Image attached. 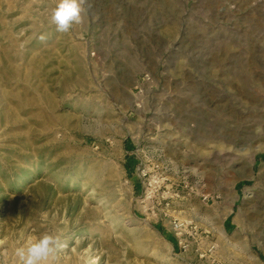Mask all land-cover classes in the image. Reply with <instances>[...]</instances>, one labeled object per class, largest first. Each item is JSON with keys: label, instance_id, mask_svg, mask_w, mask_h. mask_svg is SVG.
I'll return each mask as SVG.
<instances>
[{"label": "rangeland", "instance_id": "374dc122", "mask_svg": "<svg viewBox=\"0 0 264 264\" xmlns=\"http://www.w3.org/2000/svg\"><path fill=\"white\" fill-rule=\"evenodd\" d=\"M55 5L0 0V264H264V0Z\"/></svg>", "mask_w": 264, "mask_h": 264}, {"label": "clouds", "instance_id": "9594fccd", "mask_svg": "<svg viewBox=\"0 0 264 264\" xmlns=\"http://www.w3.org/2000/svg\"><path fill=\"white\" fill-rule=\"evenodd\" d=\"M86 0H56L50 10L48 22L57 32L67 33L83 23ZM63 248L59 236L45 232L33 237L14 251L16 264H54Z\"/></svg>", "mask_w": 264, "mask_h": 264}, {"label": "built area", "instance_id": "2783aa9c", "mask_svg": "<svg viewBox=\"0 0 264 264\" xmlns=\"http://www.w3.org/2000/svg\"><path fill=\"white\" fill-rule=\"evenodd\" d=\"M177 226V225H176Z\"/></svg>", "mask_w": 264, "mask_h": 264}]
</instances>
